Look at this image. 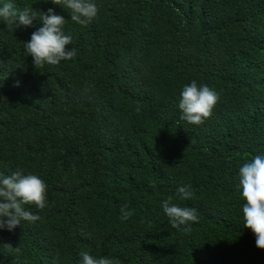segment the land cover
Returning a JSON list of instances; mask_svg holds the SVG:
<instances>
[{
  "label": "trees",
  "instance_id": "obj_1",
  "mask_svg": "<svg viewBox=\"0 0 264 264\" xmlns=\"http://www.w3.org/2000/svg\"><path fill=\"white\" fill-rule=\"evenodd\" d=\"M8 2L53 8L77 54L37 69L23 43L42 23L0 21V175L47 184V206H26L37 221L0 229V264H79L81 251L120 264H264L239 186V167L264 155V0H94L86 26L50 0ZM193 80L219 94L202 125L180 119ZM169 198L198 222L172 228Z\"/></svg>",
  "mask_w": 264,
  "mask_h": 264
},
{
  "label": "clouds",
  "instance_id": "obj_2",
  "mask_svg": "<svg viewBox=\"0 0 264 264\" xmlns=\"http://www.w3.org/2000/svg\"><path fill=\"white\" fill-rule=\"evenodd\" d=\"M49 2V0H48ZM70 14L72 22L88 25L98 14V7L94 0H50ZM0 21L8 27H28L34 21L42 23V27L33 32L30 41L23 43L26 55L33 59L34 67L39 69L47 65H58L61 61L72 60L76 50L68 46L72 42L71 36L65 35L63 29L67 21L64 17L49 8L47 13L24 7L18 11L12 2L0 7ZM219 101V94L207 85L198 86L193 80L183 87L180 99V119L191 125H202L211 117L212 111ZM239 186L242 190L244 227L250 229L256 238L257 248L264 250V155H255L250 161L239 167ZM190 187L181 186L177 189V196L182 200L192 197ZM47 184L35 174L22 175L20 171L11 176L0 175V229L12 231L22 222H34L38 215L26 210V206H35L43 210L47 206ZM162 208L169 218L172 228L198 222L195 209L181 207L166 199ZM120 220L126 221L133 212L128 204L120 207ZM184 231H190L185 227ZM79 264H120L118 260L108 257H94L87 251L80 252Z\"/></svg>",
  "mask_w": 264,
  "mask_h": 264
}]
</instances>
